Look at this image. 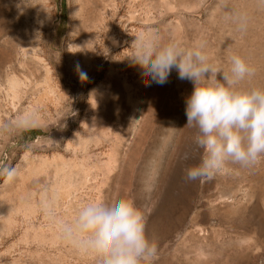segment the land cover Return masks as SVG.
I'll return each instance as SVG.
<instances>
[{
    "label": "rangeland",
    "instance_id": "374dc122",
    "mask_svg": "<svg viewBox=\"0 0 264 264\" xmlns=\"http://www.w3.org/2000/svg\"><path fill=\"white\" fill-rule=\"evenodd\" d=\"M63 1L3 0L0 264H264V0Z\"/></svg>",
    "mask_w": 264,
    "mask_h": 264
},
{
    "label": "bare ground",
    "instance_id": "6f19581e",
    "mask_svg": "<svg viewBox=\"0 0 264 264\" xmlns=\"http://www.w3.org/2000/svg\"><path fill=\"white\" fill-rule=\"evenodd\" d=\"M3 0H0V19L4 20V11H3ZM6 10L9 11H13V8L11 6H8L6 5L5 6ZM33 12L35 13V10L33 9ZM23 35V32L21 31L20 32V36L22 37ZM20 37V38H21ZM19 41H21L20 39H18ZM9 48V52L8 50H5V54L3 55H0V69L4 66H6V64H8L9 68L12 69V70H15L16 67L13 63H11V54H12V51H13V46L9 45L8 46ZM17 83V81H13V83L10 85V88L15 90V84Z\"/></svg>",
    "mask_w": 264,
    "mask_h": 264
},
{
    "label": "trees",
    "instance_id": "16d2710c",
    "mask_svg": "<svg viewBox=\"0 0 264 264\" xmlns=\"http://www.w3.org/2000/svg\"><path fill=\"white\" fill-rule=\"evenodd\" d=\"M61 10H62V13L64 14V1L61 0ZM62 23L64 24V19L62 18Z\"/></svg>",
    "mask_w": 264,
    "mask_h": 264
}]
</instances>
